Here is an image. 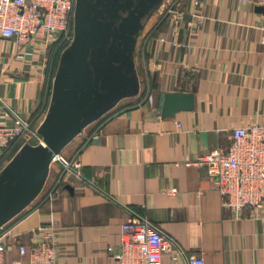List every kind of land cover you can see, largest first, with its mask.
<instances>
[{
	"label": "crops",
	"instance_id": "0c3cea01",
	"mask_svg": "<svg viewBox=\"0 0 264 264\" xmlns=\"http://www.w3.org/2000/svg\"><path fill=\"white\" fill-rule=\"evenodd\" d=\"M259 6L257 0H160L135 36L138 94L118 100L111 115L105 112L62 148L80 162L79 175L66 174L52 201L42 199L61 171L54 163L38 200L6 227L8 240L37 242L38 228L52 227L55 264H118L107 247L116 250L130 210L174 242L159 264L188 258L264 264V205L239 213L222 206L198 161L227 146L232 128L264 124ZM64 46L54 37L21 47L0 38V121L12 124L16 115L37 131ZM176 91L193 94L192 109L163 111L164 94ZM24 138L14 147L28 143ZM9 259L17 260L15 252Z\"/></svg>",
	"mask_w": 264,
	"mask_h": 264
},
{
	"label": "water",
	"instance_id": "95a60500",
	"mask_svg": "<svg viewBox=\"0 0 264 264\" xmlns=\"http://www.w3.org/2000/svg\"><path fill=\"white\" fill-rule=\"evenodd\" d=\"M159 2L75 0L73 39L60 56L52 101L37 128L43 142L22 145L0 171V227L39 194L54 155L118 100L138 94L131 59L135 36ZM258 8L264 12V6ZM193 105L191 92H168L162 109L190 110Z\"/></svg>",
	"mask_w": 264,
	"mask_h": 264
},
{
	"label": "built area",
	"instance_id": "2783aa9c",
	"mask_svg": "<svg viewBox=\"0 0 264 264\" xmlns=\"http://www.w3.org/2000/svg\"><path fill=\"white\" fill-rule=\"evenodd\" d=\"M257 4L264 6V0H257ZM74 7L75 0H0V38H13L20 47L33 39L46 42L50 37L68 42L73 37ZM261 28L264 31V17ZM14 116L12 124L0 121V160L30 132V122ZM198 161L220 195L222 206L239 213L244 208L258 210L264 205V124L232 128L227 146L210 150ZM52 163L58 164L61 171L42 196L48 201L58 194L62 178L66 174L78 176L80 169L77 159L61 153L54 155ZM38 231L41 239L37 242H10L1 226L0 264H55L52 227ZM173 244L149 219L129 210L121 224L116 250L108 246L107 252L118 264H159L162 254ZM12 252L17 260L9 259ZM176 255L183 253L177 250ZM185 260L187 264H203L196 258Z\"/></svg>",
	"mask_w": 264,
	"mask_h": 264
},
{
	"label": "rangeland",
	"instance_id": "374dc122",
	"mask_svg": "<svg viewBox=\"0 0 264 264\" xmlns=\"http://www.w3.org/2000/svg\"><path fill=\"white\" fill-rule=\"evenodd\" d=\"M73 39V37H72ZM72 39L68 42H65V46L63 47V49H65L66 47L69 46V44L71 43ZM111 115L110 110L108 111V113H106L104 116L107 117ZM25 137L23 140H27L28 143L31 144H38L40 142H43L42 137L37 133L36 129H32L30 128V132L24 134L22 136V138ZM20 144H17L14 148H12L4 157H2V159L0 160V171L3 169V167L12 159V157L15 155V153L18 151L19 148H17ZM54 165V163H52L49 167V169H51V167ZM48 176V175H47ZM44 186V185H43ZM45 188V187H44ZM42 191V190H41ZM41 191L39 192V194L35 197V199L26 207L24 208L20 213H18L14 218H12L9 222H7L6 224L3 225V229L5 230L6 227L9 224H12L13 222H15L18 218H20V216H22L24 213H26L27 211L30 210V208L35 204V202L38 200L37 198H39V196H41Z\"/></svg>",
	"mask_w": 264,
	"mask_h": 264
}]
</instances>
